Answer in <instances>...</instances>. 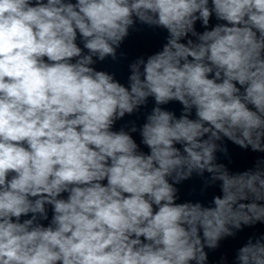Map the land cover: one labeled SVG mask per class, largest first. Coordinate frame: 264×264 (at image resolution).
Returning <instances> with one entry per match:
<instances>
[{"label": "clouds", "instance_id": "9594fccd", "mask_svg": "<svg viewBox=\"0 0 264 264\" xmlns=\"http://www.w3.org/2000/svg\"><path fill=\"white\" fill-rule=\"evenodd\" d=\"M0 264H264V0H0Z\"/></svg>", "mask_w": 264, "mask_h": 264}]
</instances>
